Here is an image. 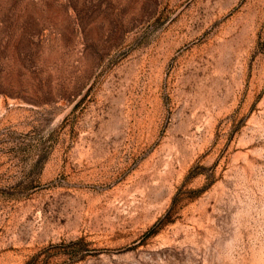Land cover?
Segmentation results:
<instances>
[{
	"label": "rangeland",
	"instance_id": "obj_1",
	"mask_svg": "<svg viewBox=\"0 0 264 264\" xmlns=\"http://www.w3.org/2000/svg\"><path fill=\"white\" fill-rule=\"evenodd\" d=\"M0 264H264V0H0Z\"/></svg>",
	"mask_w": 264,
	"mask_h": 264
}]
</instances>
